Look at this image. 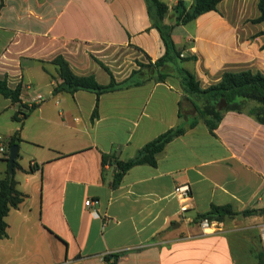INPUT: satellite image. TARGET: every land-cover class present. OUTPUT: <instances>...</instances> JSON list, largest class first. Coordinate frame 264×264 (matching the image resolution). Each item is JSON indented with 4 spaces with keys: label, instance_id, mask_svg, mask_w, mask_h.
<instances>
[{
    "label": "crops",
    "instance_id": "1",
    "mask_svg": "<svg viewBox=\"0 0 264 264\" xmlns=\"http://www.w3.org/2000/svg\"><path fill=\"white\" fill-rule=\"evenodd\" d=\"M161 1L169 7L165 22L174 24L177 1ZM193 3L186 0L188 9ZM259 17V0H224L217 11L175 27L182 57H197L184 63L202 88L225 73L264 74V23L251 22ZM165 53L146 0H3L2 7L0 0V79L21 87L23 105L36 106L23 124L15 170L28 198L6 218L0 264H259L264 216L237 217L207 234L197 220L212 206L264 208V125L249 114L255 104L226 113L213 134L170 78L100 98L54 93L61 80L52 61L59 56L76 75L109 85L96 59L120 83L138 69L134 61L145 63L141 56L154 63ZM102 72L108 81L100 82ZM19 110L0 94L5 148L20 129L13 120ZM177 127L186 133L167 145L156 167L136 166L114 186L117 161L135 158ZM24 155L28 167L20 163ZM4 158L0 181L8 169ZM32 166L38 169L30 172ZM184 184L193 197L185 215L174 193Z\"/></svg>",
    "mask_w": 264,
    "mask_h": 264
},
{
    "label": "trees",
    "instance_id": "2",
    "mask_svg": "<svg viewBox=\"0 0 264 264\" xmlns=\"http://www.w3.org/2000/svg\"><path fill=\"white\" fill-rule=\"evenodd\" d=\"M175 7L178 17L174 24L165 22L169 7L161 0H146L148 13L153 22V26L159 31L166 47L163 57L153 63L152 59L146 55L148 63L136 61L138 69L134 70L130 77L123 82H117L111 70L102 62L96 61L111 77L109 85H101L95 76L76 75L64 57L59 56L52 61L58 68L59 83L54 93L65 92L75 94L79 91L95 93L100 96L115 92L121 89L142 86L149 82L164 83L173 74L180 80V86L185 97L191 101L198 116L205 120L209 130L214 134L224 115L228 112L244 113L250 104L255 107L250 110L252 115L260 124L264 125V74L253 73L251 71L241 73H225L220 82L207 88H202L200 81L194 72L182 67V63L196 61L197 57L183 58L173 40V31L177 26H185L200 16L217 11L218 5L224 0H194L193 5L188 9L186 0H176ZM3 0H1V7ZM260 17L251 20L254 24L264 23V0H259ZM264 34V33H262ZM140 50V49H138ZM141 51V50H140ZM0 94L12 101L13 105H20V110L13 116L14 121L20 123V129L8 140L4 160L7 162L8 169L6 176L0 181V239L8 236L9 225L6 218L9 213L18 209L28 198L27 195L19 191L18 182L15 179V170L19 168L15 163L14 174L9 173L10 148L20 145L23 142L21 131L25 120L36 109V106L29 108L21 103V87L11 89L6 80L0 79ZM23 117L20 118L19 116ZM98 118V102L92 115V121ZM196 123L191 124L193 128ZM186 128L177 127L162 134L152 142L145 145L137 156L128 161H117V172L115 174L114 186H118L125 174L132 168L140 165L157 166L158 156L165 150L167 145L175 139L183 136ZM109 163V157L103 156V165ZM36 166L31 167V171H36ZM264 216L263 209L246 210L237 212L231 205L212 206L211 209L197 217V220L208 219L212 222L224 223L237 217ZM107 257L106 260H110ZM259 264H264V249L259 253Z\"/></svg>",
    "mask_w": 264,
    "mask_h": 264
},
{
    "label": "built area",
    "instance_id": "3",
    "mask_svg": "<svg viewBox=\"0 0 264 264\" xmlns=\"http://www.w3.org/2000/svg\"><path fill=\"white\" fill-rule=\"evenodd\" d=\"M36 100L41 103V102L45 101V98L43 96H39ZM5 152H6V148L3 147L2 145H0V154H5ZM33 166H34V164H33ZM174 193H175L176 198L180 201V204H181L180 212L183 215H185L191 209V201L193 198L191 187L188 184L177 186ZM86 205L92 206V205H94V203H93V201L89 200V201H86ZM92 215L95 218H100L99 213L95 210L92 211ZM183 220H186V218L184 217ZM200 226H201V229L203 231V234H207L209 230H211L213 228H219L220 223L212 222L208 219H203L200 221ZM258 229H259V233H260L261 243H262L263 248H264V223L259 225Z\"/></svg>",
    "mask_w": 264,
    "mask_h": 264
},
{
    "label": "rangeland",
    "instance_id": "4",
    "mask_svg": "<svg viewBox=\"0 0 264 264\" xmlns=\"http://www.w3.org/2000/svg\"><path fill=\"white\" fill-rule=\"evenodd\" d=\"M192 0H188V2H190ZM169 12V11H168ZM179 31H182V30H179ZM182 33V32H180ZM141 60H143L145 63H148V60L146 59V57L144 56H141ZM130 62H133L132 60H130ZM136 63V61H134ZM137 65V64H136ZM182 67H185V68H188V64L187 63H184L182 64ZM98 78L100 80V82H105V81H108L109 80V76L108 74H105L104 72H102L101 74L98 75ZM170 80L174 83H177V84H180V80L178 78V76L176 74H173L172 77L170 78ZM42 92H45V90L43 89ZM23 158V159H22ZM21 160H20V163L23 165V166H26L28 167L29 166V162H30V159L29 157H27L26 155H24V157H22ZM5 167V166H4ZM233 220V219H232ZM255 231H257V229H255ZM249 236V235H248ZM246 236V237H248ZM250 238H252V236L250 235ZM262 244V243H261ZM263 247V245H262ZM264 249V248H263Z\"/></svg>",
    "mask_w": 264,
    "mask_h": 264
},
{
    "label": "water",
    "instance_id": "5",
    "mask_svg": "<svg viewBox=\"0 0 264 264\" xmlns=\"http://www.w3.org/2000/svg\"><path fill=\"white\" fill-rule=\"evenodd\" d=\"M168 13L169 12H167V14ZM18 152H19V146L18 145H15V146L10 148V157H9V173H10V175L14 174L15 163L17 160Z\"/></svg>",
    "mask_w": 264,
    "mask_h": 264
}]
</instances>
